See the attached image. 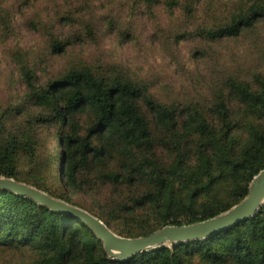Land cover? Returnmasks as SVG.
Wrapping results in <instances>:
<instances>
[{"label":"trees","instance_id":"obj_1","mask_svg":"<svg viewBox=\"0 0 264 264\" xmlns=\"http://www.w3.org/2000/svg\"><path fill=\"white\" fill-rule=\"evenodd\" d=\"M263 19L264 1L253 0L205 35L238 37ZM52 50L61 53L65 45L55 40ZM22 74L24 102L0 109V176L81 207L122 236L216 216L241 201L264 169V74L230 82L203 112L159 105L134 82L99 77L89 68H71L42 85L33 70ZM14 116L24 120L17 125ZM51 129L57 163L36 150L38 133ZM110 182L125 186L127 192L117 189L124 198L102 202L92 195ZM14 243L40 249L45 264H264V205L205 240L121 262L108 257L80 218L0 190V245Z\"/></svg>","mask_w":264,"mask_h":264},{"label":"rangeland","instance_id":"obj_2","mask_svg":"<svg viewBox=\"0 0 264 264\" xmlns=\"http://www.w3.org/2000/svg\"><path fill=\"white\" fill-rule=\"evenodd\" d=\"M252 2L0 0V109L24 102L25 69L42 85L71 68H89L99 77L134 82L159 105L203 112L230 82H253L264 74V19L238 37L205 35ZM55 40L65 45L63 52H53ZM23 120L14 116L17 125ZM37 143L40 157L58 162L55 130L38 133ZM164 151L158 148L167 161ZM110 169L117 170L114 164ZM117 189L127 192L110 182L91 193L113 202L124 198ZM87 200L93 204L92 197ZM40 251L0 245V264H45Z\"/></svg>","mask_w":264,"mask_h":264},{"label":"water","instance_id":"obj_3","mask_svg":"<svg viewBox=\"0 0 264 264\" xmlns=\"http://www.w3.org/2000/svg\"><path fill=\"white\" fill-rule=\"evenodd\" d=\"M0 190L31 198L54 212L80 218L102 241L111 260L125 262L156 248L205 240L255 216L264 205V169L254 175L241 201L216 216L189 224H168L139 237L122 236L91 212L15 178L0 176Z\"/></svg>","mask_w":264,"mask_h":264}]
</instances>
